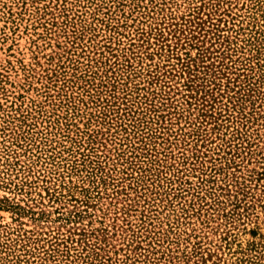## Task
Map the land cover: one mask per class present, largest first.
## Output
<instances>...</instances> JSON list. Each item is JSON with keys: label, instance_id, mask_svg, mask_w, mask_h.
Returning <instances> with one entry per match:
<instances>
[{"label": "rangeland", "instance_id": "1", "mask_svg": "<svg viewBox=\"0 0 264 264\" xmlns=\"http://www.w3.org/2000/svg\"><path fill=\"white\" fill-rule=\"evenodd\" d=\"M0 264H264V0H0Z\"/></svg>", "mask_w": 264, "mask_h": 264}]
</instances>
